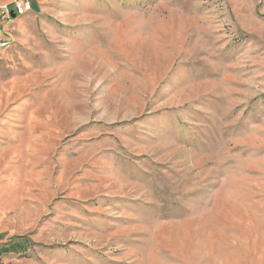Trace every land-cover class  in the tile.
Segmentation results:
<instances>
[{
    "label": "rangeland",
    "instance_id": "rangeland-1",
    "mask_svg": "<svg viewBox=\"0 0 264 264\" xmlns=\"http://www.w3.org/2000/svg\"><path fill=\"white\" fill-rule=\"evenodd\" d=\"M0 0L5 264H264V0Z\"/></svg>",
    "mask_w": 264,
    "mask_h": 264
},
{
    "label": "built area",
    "instance_id": "built-area-1",
    "mask_svg": "<svg viewBox=\"0 0 264 264\" xmlns=\"http://www.w3.org/2000/svg\"><path fill=\"white\" fill-rule=\"evenodd\" d=\"M26 8H33L31 2H29L28 0H25L24 2L16 4V8L14 9L13 12L18 15L19 13H21V11H24V9ZM5 10H6L7 15L11 17L12 10H9L8 7L5 8Z\"/></svg>",
    "mask_w": 264,
    "mask_h": 264
},
{
    "label": "crops",
    "instance_id": "crops-1",
    "mask_svg": "<svg viewBox=\"0 0 264 264\" xmlns=\"http://www.w3.org/2000/svg\"><path fill=\"white\" fill-rule=\"evenodd\" d=\"M10 247L3 248V250H0V264H5L4 255L5 253H9Z\"/></svg>",
    "mask_w": 264,
    "mask_h": 264
},
{
    "label": "bare ground",
    "instance_id": "bare-ground-1",
    "mask_svg": "<svg viewBox=\"0 0 264 264\" xmlns=\"http://www.w3.org/2000/svg\"><path fill=\"white\" fill-rule=\"evenodd\" d=\"M32 8H26L24 9V11H21V13H19L18 15L21 16V15H24L26 13H29V11H31Z\"/></svg>",
    "mask_w": 264,
    "mask_h": 264
},
{
    "label": "water",
    "instance_id": "water-1",
    "mask_svg": "<svg viewBox=\"0 0 264 264\" xmlns=\"http://www.w3.org/2000/svg\"><path fill=\"white\" fill-rule=\"evenodd\" d=\"M11 17H12L13 19H15L17 16H16V14H15L14 12H12Z\"/></svg>",
    "mask_w": 264,
    "mask_h": 264
},
{
    "label": "trees",
    "instance_id": "trees-1",
    "mask_svg": "<svg viewBox=\"0 0 264 264\" xmlns=\"http://www.w3.org/2000/svg\"><path fill=\"white\" fill-rule=\"evenodd\" d=\"M16 14V13H15ZM16 16H18L17 14H16Z\"/></svg>",
    "mask_w": 264,
    "mask_h": 264
}]
</instances>
